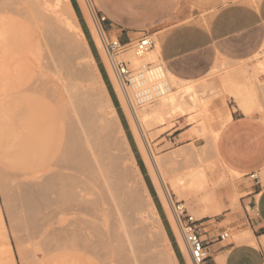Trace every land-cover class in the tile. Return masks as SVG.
<instances>
[{
  "label": "bare ground",
  "instance_id": "1",
  "mask_svg": "<svg viewBox=\"0 0 264 264\" xmlns=\"http://www.w3.org/2000/svg\"><path fill=\"white\" fill-rule=\"evenodd\" d=\"M78 2L85 18L89 21L92 18L90 31L98 49L104 53L103 33L91 15L87 0ZM0 18L3 29L0 37V160L9 216L21 244V261L24 260L25 264H64L63 257L67 254L68 264H165L152 229L140 214L134 194L136 185L144 189V202L140 203L150 212L165 240L166 234L70 0H0ZM43 40L49 46L45 58L55 65L57 104L67 101L58 118L56 107L50 106V109L45 105L50 110L41 112L38 105L36 109L27 101V93L36 84L30 82L34 70L26 66V62L35 60L33 49ZM84 47L85 51H82ZM79 49L81 61L75 54ZM145 57L155 58L158 53L153 50ZM133 62L135 66L139 64L137 59ZM104 63L130 120L129 125L149 168L158 199L170 213V190L160 161L156 160L145 140L142 123L154 117L160 122L165 121L174 111L183 116L186 109L182 101L184 94L190 93L191 86H182L180 79L166 71L174 83L170 93L142 106L143 110L138 112L122 94L105 56ZM91 71L101 86L112 119L97 102V92L88 80ZM174 86L177 91L173 90ZM241 106L247 112H253V107L249 108L246 103L242 102ZM49 119L51 122L61 121L56 122L61 140L52 160L46 147V138L51 137L49 132L52 129L47 125ZM211 143L216 148V137ZM122 150L126 151L130 165L120 154ZM188 157L192 161L185 163L182 169L185 172L174 186L175 193H183L185 187H189L195 206L201 210L198 217L214 216L216 197L207 190L202 162L193 151ZM202 192L205 196L201 197ZM59 203L63 205L61 209ZM59 210L73 211L74 218L54 224L51 220ZM170 222L187 264H194L172 215ZM251 241V236L245 233L237 237L235 243ZM167 245L173 263L177 264L168 242ZM81 250H85L87 256ZM112 254H116L113 260ZM217 262L224 264L223 260Z\"/></svg>",
  "mask_w": 264,
  "mask_h": 264
},
{
  "label": "rangeland",
  "instance_id": "2",
  "mask_svg": "<svg viewBox=\"0 0 264 264\" xmlns=\"http://www.w3.org/2000/svg\"><path fill=\"white\" fill-rule=\"evenodd\" d=\"M76 2L78 3L80 8V10L78 9L76 12L77 15L79 14L80 16H83V18L86 20V23L88 22L87 25L90 29V21H92V18H90V21L88 18H85L86 15L84 14V11L80 6L78 0H76ZM183 2L184 0H87L94 21L97 22L96 24H98L103 35L107 39L114 40L118 38L120 34H123L124 36H129L132 41L141 36L143 32L152 33L153 31L161 29L169 23L179 21ZM2 32V25L0 24V37L2 35ZM152 39L154 41V48L151 51L157 50L158 57H145L142 60H138V65H140L141 63H154L161 65L166 70L163 61L159 56V46L157 44V39L155 38V36H152ZM43 41H41L33 49L34 56H36L35 60L26 62V66L34 70H32L33 72H31L32 78H30L32 80L30 79V82L33 81V83L36 84V86L27 93V101L30 106L33 107L34 105L36 109L39 106L41 110L39 108L38 110L41 112H43L42 110L45 111L48 109L45 105H49V108L50 106L52 108L56 107L55 110L58 112L56 116L58 118L60 117L59 114L62 109L65 108L64 104L67 103V101L64 100L62 102L63 106L61 104H57L58 95L56 94L58 93L56 86L57 83L55 82L56 77L54 74L55 65L48 59L46 60L45 57L48 52L49 46L45 40ZM72 43H74V40L72 41ZM99 50L100 49H98V51ZM82 51H85V47ZM75 54H78V61H81V49L75 52ZM99 54L101 61L103 62L106 69V75L104 77L105 83L107 85L111 84L113 86L109 72L107 71L108 69L104 63V56L106 57V55H104L105 52L102 53V51L100 50ZM120 58L130 60L135 65L133 60L136 58H133L130 53H126V55ZM96 61L98 62L100 61V59L98 58L96 59ZM261 62L262 64H259ZM263 62L264 45L260 49L259 53L257 52V54H255L251 59L247 61L233 62L226 59H218L211 70L208 72V74H206L204 77L194 81H185L180 79L182 82V86H191L189 91L190 93L186 95L184 94V101H182V105L184 104V108L186 109V113L183 116L178 115V112L176 113L174 111L176 114H174V112L173 114H168V116L170 115L171 117L162 115V117H167V119L165 118V121L160 122L158 117H154L152 119L147 118V120L145 119V121H143L144 123H142L145 140L156 160L158 159V161H160V168L164 173L166 183L169 187L172 204L177 203L183 205L186 212H188L196 220H198L196 224L197 230L202 235L208 232L209 224L213 223L215 219L216 221H219L228 211H240L239 201L242 195L239 190V185L242 182L244 176L240 174L235 176L229 172V168L225 167L224 165L221 166V163L219 164L217 150L213 147V143L211 142L212 140H215L217 132H219L220 128L225 124V120L227 115L229 114V111L239 109L236 95H240V97L243 99V102L246 103L249 108L253 107V112H250L251 115L258 117L264 124ZM89 75L88 76L90 78H88V80L89 82L93 83L92 87L97 92V102L100 108H102L101 110L106 112L112 119L113 114L109 109V105L105 96L101 92V86L97 81L96 76L92 71ZM166 76L170 81L171 79L167 74ZM170 84L171 87L172 85H174V83L171 81ZM50 86H52V89ZM177 89L178 88L175 87V89L173 90L177 91ZM54 91H56V93ZM116 94L118 98H120L117 92ZM119 101L122 107L121 100L119 99ZM195 103H197V105ZM42 107H44V109ZM136 110L138 112H141L143 110V107L136 108ZM125 116L126 118H128L126 113ZM48 121L49 123H47V125H51L50 127L52 129H50L51 133L49 132V134L51 135V137L49 135L50 140L46 138V143L48 144L46 147L48 157L52 160L57 154L59 142L61 140L56 122L61 121L60 119H58V121L56 122H51L50 119L47 120V122ZM129 122L130 120L127 119V122L123 124L124 133L128 137L130 148L134 154V158L137 161L136 164L140 169L144 183L148 191L150 192L152 201L153 203L157 204L160 200L158 199L156 193L154 181L150 175L148 166L144 162L142 155L139 152ZM34 123L37 124V122ZM131 136L133 139L131 138ZM192 151L196 155H198V158L202 162L207 176V190L212 192L216 197V208H214L213 210V215H215H211L210 217H206L203 219H200L197 215L201 210L195 206L190 188L185 187L186 189L183 193H175L174 190V186L178 182V177H180L182 172H185V170H182L185 163H189L192 161V159L188 157V153L191 154ZM120 154L124 157L127 165H130V162L127 160L126 151L122 150L120 151ZM140 188L141 186L138 185L137 187L136 185V190L134 192L138 202V206L140 207V214L143 216L144 221L152 229V235L155 240L156 247L160 252V256L164 260V263L174 264L173 260L171 259L167 242L161 234V230L156 224L154 218L150 215V212L143 208L142 202H144L145 191L142 188L144 191L143 192ZM204 193L205 192H202L200 196H205ZM220 203L222 206V210L220 209ZM61 205L62 204L59 203V209L63 207V205ZM162 208L166 218L171 225L170 216L172 215V217L174 218L172 207L170 208L171 214L165 209L163 205ZM60 211L61 210L56 211V214L51 220V222H53L54 224H57L59 222H69L74 218L73 211ZM228 234L229 238L233 239V241L235 242L237 237L231 231H228ZM201 238L203 240L206 239L205 237ZM20 245L21 244L19 242L18 233L13 230L12 222L9 216V210L3 187V166L0 160V264H25V262H23L24 260L21 261L22 255L20 252ZM114 246L115 245H112V247ZM81 252L84 256H87L85 250H81ZM115 255L116 254L111 255L112 260L115 258ZM65 256H67V258H65ZM65 256L63 257L64 259H62L66 262L63 263L68 264L69 256L67 254ZM218 259L221 261L223 260L221 255L216 256V264H218ZM210 263L211 261L208 262V264Z\"/></svg>",
  "mask_w": 264,
  "mask_h": 264
},
{
  "label": "crops",
  "instance_id": "3",
  "mask_svg": "<svg viewBox=\"0 0 264 264\" xmlns=\"http://www.w3.org/2000/svg\"><path fill=\"white\" fill-rule=\"evenodd\" d=\"M70 3L124 128L127 118L113 86L105 83L106 69L90 29L83 16L77 15L71 0ZM75 3L76 10H80L76 0ZM149 34L159 42V56L167 72L177 79L198 80L208 74L218 59L243 62L260 51L264 45V0H184L179 21ZM118 38L122 43L132 41L123 34ZM236 100L242 111H229L216 134V150L221 166L235 176H244L239 185L240 211H228L222 219L209 224L206 234L200 235L206 238L210 264H216L218 255L224 264H264V124L242 108L240 95H236ZM154 207L177 264H187L161 202L154 203ZM225 231L236 237L248 233L252 241L239 245L230 238L221 241L219 235Z\"/></svg>",
  "mask_w": 264,
  "mask_h": 264
},
{
  "label": "built area",
  "instance_id": "4",
  "mask_svg": "<svg viewBox=\"0 0 264 264\" xmlns=\"http://www.w3.org/2000/svg\"><path fill=\"white\" fill-rule=\"evenodd\" d=\"M102 46L120 90L132 108L142 107L170 93L171 84L161 65L141 63L135 66L130 60L120 58L130 53L133 58L142 60L154 47L152 35L148 32L129 43H122L118 38L107 39L103 35ZM172 211L192 262L208 264L210 256L205 240L197 230L198 220L186 212L183 205L172 204ZM219 238L221 241L228 239V231L220 234Z\"/></svg>",
  "mask_w": 264,
  "mask_h": 264
},
{
  "label": "trees",
  "instance_id": "5",
  "mask_svg": "<svg viewBox=\"0 0 264 264\" xmlns=\"http://www.w3.org/2000/svg\"><path fill=\"white\" fill-rule=\"evenodd\" d=\"M72 1V3H73V7L76 9V3H75V0H71ZM76 12H77V10H76Z\"/></svg>",
  "mask_w": 264,
  "mask_h": 264
}]
</instances>
